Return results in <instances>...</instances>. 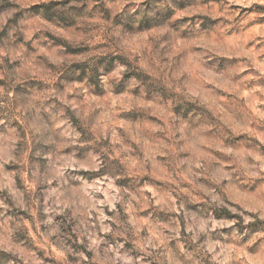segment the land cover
Returning a JSON list of instances; mask_svg holds the SVG:
<instances>
[{
  "label": "rangeland",
  "instance_id": "1",
  "mask_svg": "<svg viewBox=\"0 0 264 264\" xmlns=\"http://www.w3.org/2000/svg\"><path fill=\"white\" fill-rule=\"evenodd\" d=\"M0 264H264V0H0Z\"/></svg>",
  "mask_w": 264,
  "mask_h": 264
}]
</instances>
